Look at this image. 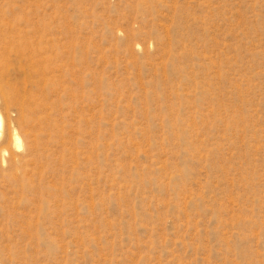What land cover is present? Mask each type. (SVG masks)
Returning a JSON list of instances; mask_svg holds the SVG:
<instances>
[{
    "label": "rangeland",
    "instance_id": "rangeland-1",
    "mask_svg": "<svg viewBox=\"0 0 264 264\" xmlns=\"http://www.w3.org/2000/svg\"><path fill=\"white\" fill-rule=\"evenodd\" d=\"M0 51V264H264V0H0Z\"/></svg>",
    "mask_w": 264,
    "mask_h": 264
},
{
    "label": "bare ground",
    "instance_id": "bare-ground-1",
    "mask_svg": "<svg viewBox=\"0 0 264 264\" xmlns=\"http://www.w3.org/2000/svg\"><path fill=\"white\" fill-rule=\"evenodd\" d=\"M1 52L2 51H0V157L4 162H7L10 167L14 166L16 163H19L20 160H22L21 157H19L20 155L14 156L10 152V146H14L16 149H20L23 147L22 142L24 141H21L19 132L24 133L23 136L25 139H22L27 141V144L24 148V152L26 153L25 156L29 157V155L31 156L35 152H37V137L34 131L35 125H40L42 120L40 119V117H35L38 113L40 114V111L43 110V107L37 100V84L34 81L30 82L29 78H24L23 80H20L19 78V80L16 82V86L13 87L8 79V65H10V63L8 64L9 56H4L5 53H9L10 51H4V53ZM17 58L18 62L14 70L21 75L25 72L21 64V60H19L20 56H17ZM13 108L16 110L15 120L9 117L10 110ZM46 120H49V118H46ZM25 162L26 161H23V163ZM4 178H6L7 180L9 179V177ZM21 187L25 188L24 186Z\"/></svg>",
    "mask_w": 264,
    "mask_h": 264
}]
</instances>
